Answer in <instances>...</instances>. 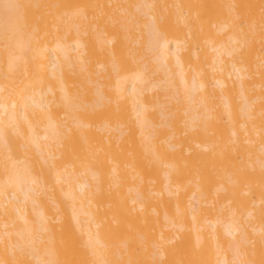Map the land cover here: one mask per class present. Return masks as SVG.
<instances>
[{"label":"bare ground","instance_id":"obj_1","mask_svg":"<svg viewBox=\"0 0 264 264\" xmlns=\"http://www.w3.org/2000/svg\"><path fill=\"white\" fill-rule=\"evenodd\" d=\"M0 264H264V0H0Z\"/></svg>","mask_w":264,"mask_h":264}]
</instances>
